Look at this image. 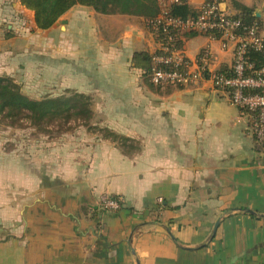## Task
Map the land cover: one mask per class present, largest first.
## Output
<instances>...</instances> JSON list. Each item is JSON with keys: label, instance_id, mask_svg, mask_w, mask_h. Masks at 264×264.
I'll list each match as a JSON object with an SVG mask.
<instances>
[{"label": "crops", "instance_id": "0c3cea01", "mask_svg": "<svg viewBox=\"0 0 264 264\" xmlns=\"http://www.w3.org/2000/svg\"><path fill=\"white\" fill-rule=\"evenodd\" d=\"M203 5L189 1L192 12ZM242 7L264 21V0L221 4L232 16ZM58 21L40 30L21 0H0V73L22 69L47 93L88 96L93 113L42 171L11 162L0 264H264V145L248 116L201 78L150 85L134 62L160 48L145 18L76 5ZM182 41L193 71L205 51L214 71L233 63L221 40ZM104 195L121 208L101 210Z\"/></svg>", "mask_w": 264, "mask_h": 264}, {"label": "built area", "instance_id": "2783aa9c", "mask_svg": "<svg viewBox=\"0 0 264 264\" xmlns=\"http://www.w3.org/2000/svg\"><path fill=\"white\" fill-rule=\"evenodd\" d=\"M170 6L163 7L161 15L151 23L156 30L165 34L159 50L164 55H156L153 59L151 81L157 86H188L193 81L204 79L214 87L226 93L231 104L236 106L250 119V132L257 143L264 145V69L247 74L252 65L247 64V53L250 47L264 51V21H256L246 26L241 20L221 9L223 0H204L203 8L198 14L186 20L170 16L173 3L184 0H169ZM190 0H187L189 4ZM194 33L222 41V48L233 49V63L230 66L233 76L224 77L211 69V55L205 51L198 59L196 71L184 57V49L176 47V40L183 35ZM189 61V60H188ZM160 65L171 66V70L160 68ZM121 198L104 195L100 200V208L104 211H118Z\"/></svg>", "mask_w": 264, "mask_h": 264}, {"label": "trees", "instance_id": "16d2710c", "mask_svg": "<svg viewBox=\"0 0 264 264\" xmlns=\"http://www.w3.org/2000/svg\"><path fill=\"white\" fill-rule=\"evenodd\" d=\"M21 3L26 9L34 12L35 22L40 30L50 29L71 8L82 5L92 7L101 14H128L143 17L149 23L150 30L158 42L163 43L166 37L161 29L156 30L151 25L162 13L160 0H21ZM197 14L190 10L187 0L173 3L170 7V16L173 18L186 20ZM233 18L241 20L246 26L261 21L252 10L245 7H242L241 13ZM185 35L193 36L195 34L187 33ZM176 47L183 49V41L179 38L176 40ZM164 54L163 51L158 50L154 54L139 52L134 55L136 67L143 71V76L150 85H155L150 76L154 56ZM246 58L247 64L252 65V69H247V74L264 69V51L250 47ZM160 68L172 69L171 66L164 65H160ZM219 73L224 77L234 75L230 67L221 68ZM91 106L92 99L78 93L69 97L59 96L40 101L32 100L22 93L21 87L13 79L0 76V116L3 119H10L13 124L16 121L26 120L31 121L32 125L36 127H41L55 121H63L66 125L74 122L75 125L89 127L93 117ZM105 136L116 140L121 146L132 147L128 145L131 143L128 139L120 138L107 131Z\"/></svg>", "mask_w": 264, "mask_h": 264}, {"label": "rangeland", "instance_id": "374dc122", "mask_svg": "<svg viewBox=\"0 0 264 264\" xmlns=\"http://www.w3.org/2000/svg\"><path fill=\"white\" fill-rule=\"evenodd\" d=\"M28 20V18H27ZM2 77H9L17 83L26 96L32 100H46L48 98H57L59 96L69 97L73 92H60L58 86L50 93L42 90L35 79H29L21 69L19 73L9 75L0 73ZM60 89V88H59ZM56 122V121H55ZM53 122L47 126L36 127L31 121H16L14 124L10 119H3L0 116V163H1V182L0 197L7 198L12 192L9 188V166L15 159L17 170L22 174L29 169L33 171H42L44 166H50L56 159L53 154L57 142L65 133H71L78 129L80 125L71 122L69 125L64 122ZM103 131V130H102ZM105 135V132H104ZM128 145L131 150L136 148L134 142ZM19 172V171H18ZM18 193V195H23ZM19 192V191H16Z\"/></svg>", "mask_w": 264, "mask_h": 264}, {"label": "water", "instance_id": "95a60500", "mask_svg": "<svg viewBox=\"0 0 264 264\" xmlns=\"http://www.w3.org/2000/svg\"><path fill=\"white\" fill-rule=\"evenodd\" d=\"M257 16L259 17V16H260V14H259V13H257ZM59 23H62V21H57V22H56V24H59Z\"/></svg>", "mask_w": 264, "mask_h": 264}]
</instances>
